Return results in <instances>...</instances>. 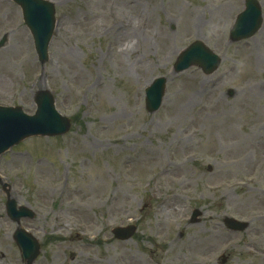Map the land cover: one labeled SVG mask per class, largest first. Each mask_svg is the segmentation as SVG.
Listing matches in <instances>:
<instances>
[{"label":"rangeland","instance_id":"rangeland-1","mask_svg":"<svg viewBox=\"0 0 264 264\" xmlns=\"http://www.w3.org/2000/svg\"><path fill=\"white\" fill-rule=\"evenodd\" d=\"M47 1L58 25L41 64L19 7L0 0V106L32 116L47 90L71 123L0 155V264H24L8 198L34 214L20 219L40 245L32 264H264V0L238 42L244 0ZM196 41L220 63L175 73ZM230 216L246 227L230 231Z\"/></svg>","mask_w":264,"mask_h":264},{"label":"water","instance_id":"water-1","mask_svg":"<svg viewBox=\"0 0 264 264\" xmlns=\"http://www.w3.org/2000/svg\"><path fill=\"white\" fill-rule=\"evenodd\" d=\"M21 9L23 21L33 36L38 60L42 64L47 59V47L53 31L54 9L51 2L45 0H13ZM261 11L255 0H246L245 10L238 15L230 32L231 40L245 39L253 36L261 26ZM1 45V44H0ZM219 63V58L200 41L192 43L182 51L173 66L174 71L181 72L196 66L205 74H210ZM164 80L157 79L145 90L146 109L156 111L163 97ZM36 111L32 116L25 114L20 108L0 106V154L11 146L18 144L31 136H57L69 130L70 122L54 109V101L46 91H38L35 95ZM9 217L18 222L23 216L29 215L25 208L15 209V202L8 200L6 204ZM31 215V214H30ZM199 212L194 211L192 221ZM231 228L242 229L245 224H237L229 220ZM135 228H116L113 233L117 239H128ZM14 239L19 247L23 260L28 264L35 259L39 246L35 239L23 229L14 233Z\"/></svg>","mask_w":264,"mask_h":264}]
</instances>
